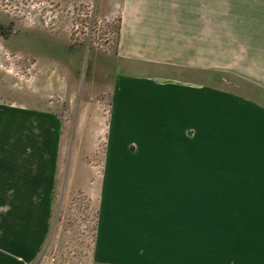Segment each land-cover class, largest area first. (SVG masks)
<instances>
[{
    "label": "crops",
    "instance_id": "obj_1",
    "mask_svg": "<svg viewBox=\"0 0 264 264\" xmlns=\"http://www.w3.org/2000/svg\"><path fill=\"white\" fill-rule=\"evenodd\" d=\"M119 18L93 259L264 264V0H101ZM64 125L0 105V264L51 229Z\"/></svg>",
    "mask_w": 264,
    "mask_h": 264
},
{
    "label": "rangeland",
    "instance_id": "obj_2",
    "mask_svg": "<svg viewBox=\"0 0 264 264\" xmlns=\"http://www.w3.org/2000/svg\"><path fill=\"white\" fill-rule=\"evenodd\" d=\"M118 34L101 0H0V105L49 111L64 125L51 229L29 264H99Z\"/></svg>",
    "mask_w": 264,
    "mask_h": 264
}]
</instances>
